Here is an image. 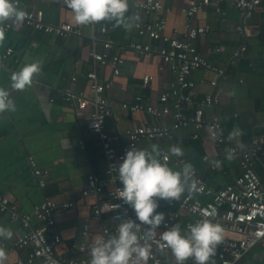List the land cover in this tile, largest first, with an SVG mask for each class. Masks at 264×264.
Instances as JSON below:
<instances>
[{
	"label": "crops",
	"instance_id": "obj_1",
	"mask_svg": "<svg viewBox=\"0 0 264 264\" xmlns=\"http://www.w3.org/2000/svg\"><path fill=\"white\" fill-rule=\"evenodd\" d=\"M139 1L129 0L127 16L132 17L134 5ZM18 2L23 10L41 11L45 23L70 24L80 30L82 36L71 35L62 39L15 23L11 30L5 31L6 39L0 46V87L10 91L16 111L0 115V194L9 196L21 214L30 213L34 206L45 199L56 203L72 202V209L56 214L62 242L55 251L61 258H77L80 253L76 246L81 242L78 233L95 203L93 195L84 197L81 193L90 173L103 176L105 163L99 138L87 130L86 117L78 118L74 110L62 100L61 94L69 90L92 97L85 80L86 73L91 69L88 41L91 26L77 25L74 13L63 0ZM161 3L162 9L158 14L166 20L164 33L172 36L176 30L181 32L186 21L181 10L186 7L187 0H161ZM151 17L146 14L144 18ZM241 22L231 0H210L209 5L195 14L190 22L192 26H209L208 33L195 41L196 50L215 66L224 68L226 74L217 79V85L212 87L209 83L216 79L214 74L202 70L192 72L190 79L195 84L193 104L183 108L189 114L195 103L204 96L216 95L219 103L206 108L205 118L218 115L221 130L228 138L234 130H238L239 134L216 145L206 138L205 131L194 132L192 128H187L175 131L171 138L144 140L137 148L151 150L155 144L171 160L183 158L186 164L198 170L204 182L213 190L233 184L240 174L238 157L228 152L229 147L247 150L254 139L264 141V0L261 8L245 22L256 31L244 36L236 31ZM97 24L96 34L101 24L113 27L114 31L107 38L118 45V53L123 58L117 76L113 75L108 65L98 68V79L108 85L106 96L119 114L117 120L106 119L104 126L108 135L118 136L119 140L113 143L118 149L125 143L123 134L126 130L145 125H169L172 122L171 114L151 116L146 111L129 112L118 108L123 102L133 103L134 97L141 95L145 106L152 105L158 111L161 110L162 104L158 98L169 90L174 74L159 59L158 51L163 45L161 42H152V55L149 58L142 57L128 46L133 42H145L135 34L134 27L127 31L122 26L116 27L114 22ZM241 45L246 46V52L230 67V53ZM100 47L98 43L97 48ZM214 47H220L221 52H213ZM8 49L12 52L6 55ZM33 62L41 64L42 72L34 77L31 87L25 91L12 89V73ZM145 75H151L153 80L149 88L142 89L141 82ZM71 77L76 80L72 82ZM194 134H197V138L193 137ZM173 145L181 147L184 155H171L168 150ZM29 156L43 173V188L27 165ZM205 156L207 161L203 160ZM168 166L179 171L171 164ZM257 171L264 181V165L258 166ZM190 193L186 190L181 198ZM194 197L206 200L205 197ZM158 203L157 211L164 213L167 201L159 200ZM189 219V216L182 215L181 227ZM32 223L36 224V221ZM0 226L11 228L14 233L10 240L0 238L8 247L9 259L6 264H18L19 260L27 256V250L13 247L17 236L23 233L21 222L0 214ZM98 238V228L93 225L91 237L87 240L85 255L88 259H91V245ZM259 247L264 249V245ZM248 257H252V263L247 261ZM263 261L264 254L253 249L238 264H260Z\"/></svg>",
	"mask_w": 264,
	"mask_h": 264
},
{
	"label": "built area",
	"instance_id": "obj_2",
	"mask_svg": "<svg viewBox=\"0 0 264 264\" xmlns=\"http://www.w3.org/2000/svg\"><path fill=\"white\" fill-rule=\"evenodd\" d=\"M19 4L18 0L13 1ZM210 4V0H187L182 13L185 15V24L181 32L174 31V35H166V20L158 13L162 9L161 0H140L134 5L135 11L132 17H139L134 27L135 34L145 42H133L128 46L136 54L149 58L152 55V42H161L163 45L158 51L162 65L170 67L174 79L169 83V90L162 93L158 101L162 104L161 110L155 106L143 104L141 95L134 97V102H123L119 110L129 112L146 111L151 116L171 114L172 122L169 125H145L126 130L123 134L125 143L118 149L113 143L118 141L117 135L110 136L104 131L106 119L117 120L118 112L113 102L106 96L108 85L102 84L98 79V68L108 65L113 70V75L119 74V67L123 64V58L118 53V45L107 38L114 31L113 27L99 25L96 34V24H92L91 33L88 36L89 57L91 69L85 75L92 97L88 98L82 93H73L69 90L62 92V100L68 104L78 118L86 117L87 130L99 138L102 157L105 163L103 176L90 173L86 179V187L82 196L93 195L95 203L91 208L90 216L84 220L78 237L81 242L76 249L80 253L77 258H61L56 254V247L62 239L56 225V214L59 211H68L74 207L72 202L56 203L45 199L34 206L30 213L21 214L17 204L7 195L0 194V214L8 215L12 220L21 222L23 233L15 239L13 247L17 250H27V256L19 260L18 264H90L86 257L87 240L91 237L92 226L99 231L98 239H108L117 235L118 226L128 219L135 220L133 209L124 204L118 198V189L123 185L119 179V164L123 162L126 152L131 147L138 148L144 140H160L171 138L175 131L192 128L194 132L205 131L206 138L216 145L228 141L223 134L218 115L206 119V108L215 107L219 103L216 95H206L195 103L192 111L186 114L183 108L193 104L192 91L195 84L191 81L192 72L202 70L212 73L216 79L210 81L215 87L217 79L226 74L224 68L212 64L201 55L195 47V41L203 37L209 31V26H192L191 20L202 8ZM232 6L239 13L242 22L236 27V31L248 36L256 29L247 25L246 19L261 8L262 0H231ZM28 17L23 26L34 31L54 35L66 39L71 35L82 36L80 30L70 24L49 25L44 22L43 14L39 10H25ZM151 18H144L145 15ZM14 23L9 21L0 25L4 31L13 28ZM100 43V49L97 44ZM120 49V48H119ZM12 52L6 51V55ZM213 52H221L220 47H214ZM246 52V46L241 45L230 53L229 66L241 58ZM4 56V58L6 57ZM71 77V81H75ZM153 80L151 75L142 78L141 88H149ZM53 102V100H50ZM214 133V134H213ZM197 138V134L193 135ZM82 147V144H81ZM228 152L238 157L240 169L239 176L233 184H228L219 190H213L204 182L197 169H194L193 178L196 188L190 194L184 195L178 202L167 201L164 212L166 221L157 229L156 239L149 241L151 255L148 264H173L170 251L161 250L160 235L176 224L181 225V216H189V220L183 223V229L203 219H210L213 223H219L225 229L224 241L218 246L216 256L211 258L210 264H238L250 251L257 246L264 245V181L258 175V166L264 165V141L254 139L247 150L237 147H229ZM164 156L168 158L165 160ZM207 156L203 158L207 161ZM164 163L171 164L178 170H182L186 164L183 158L171 160L167 153L161 156ZM27 165L34 178L38 179L41 188L45 186L42 171L36 167L32 157H27ZM111 186V189H108ZM205 197L202 201L199 197ZM35 220L36 224L32 221ZM146 226L141 227V234ZM0 247L8 250L4 241H0ZM187 264H194L189 260Z\"/></svg>",
	"mask_w": 264,
	"mask_h": 264
},
{
	"label": "clouds",
	"instance_id": "obj_3",
	"mask_svg": "<svg viewBox=\"0 0 264 264\" xmlns=\"http://www.w3.org/2000/svg\"><path fill=\"white\" fill-rule=\"evenodd\" d=\"M63 3L74 13L77 25L88 26L100 22H114L116 27L131 31L139 17H129V0H63ZM28 13L13 0H0V25L13 22L22 25ZM6 39V33L0 28V46ZM42 72L39 62L24 65L11 75V87L25 91L33 84L34 77ZM16 105L10 91L0 87V115L15 112ZM214 134V133H213ZM239 134L234 130L230 139ZM173 156H183V149L173 145L168 150ZM162 152L153 144L151 150L131 147L126 152L123 162L119 164V179L123 185L118 189V198L129 205L135 212L136 219L121 223L117 235L108 239L96 240L90 248V264H148L151 255V244L157 235V229L165 223L163 212L157 211L159 200L179 201L185 191H193L196 181L191 164H185L180 171H174L167 163L162 162ZM168 157L164 156L166 160ZM231 158V157H229ZM146 230L141 234V227ZM11 228L0 226V238L12 239ZM225 229L219 223L203 219L188 225L183 230L176 224L164 231L159 240L162 251H170L173 264H210L216 256L218 246L223 243ZM9 254L0 247V264H6Z\"/></svg>",
	"mask_w": 264,
	"mask_h": 264
},
{
	"label": "rangeland",
	"instance_id": "obj_4",
	"mask_svg": "<svg viewBox=\"0 0 264 264\" xmlns=\"http://www.w3.org/2000/svg\"><path fill=\"white\" fill-rule=\"evenodd\" d=\"M254 250H255V252H257V253H259L261 255L264 254V249L259 247V246L255 247ZM247 261L252 263V261H253L252 257H248Z\"/></svg>",
	"mask_w": 264,
	"mask_h": 264
},
{
	"label": "trees",
	"instance_id": "obj_5",
	"mask_svg": "<svg viewBox=\"0 0 264 264\" xmlns=\"http://www.w3.org/2000/svg\"><path fill=\"white\" fill-rule=\"evenodd\" d=\"M202 200V199H201ZM202 201H205V200H202ZM260 264H264V261L263 262H261Z\"/></svg>",
	"mask_w": 264,
	"mask_h": 264
}]
</instances>
